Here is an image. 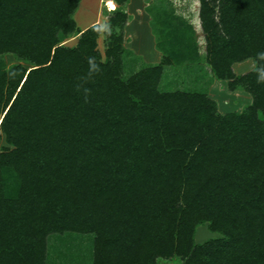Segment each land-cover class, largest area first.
<instances>
[{"label":"trees","instance_id":"obj_1","mask_svg":"<svg viewBox=\"0 0 264 264\" xmlns=\"http://www.w3.org/2000/svg\"><path fill=\"white\" fill-rule=\"evenodd\" d=\"M79 2L0 0V55L30 64L0 68V264H54L65 237L91 264H264V0H197L207 65L251 97L227 114L160 91L162 65L124 79L121 35L103 59ZM203 223L218 236L195 244Z\"/></svg>","mask_w":264,"mask_h":264},{"label":"rangeland","instance_id":"obj_2","mask_svg":"<svg viewBox=\"0 0 264 264\" xmlns=\"http://www.w3.org/2000/svg\"><path fill=\"white\" fill-rule=\"evenodd\" d=\"M197 5V0H126L122 4L115 0H80L72 18L77 30L83 31L93 25L100 28L96 43L103 59L108 43L106 35L109 32L121 35L125 50L122 54L124 79L145 67L162 65L160 91L203 93L215 103L218 113H240L251 103V97L241 86L230 88L226 80L218 79L211 72L206 63L205 38L197 22ZM117 10L125 13L127 20L120 29L113 31L107 27L108 18ZM78 38L73 33L66 36L62 44L74 46ZM18 64L30 67L13 54L0 55V68L9 69ZM255 66L256 62L250 58L232 64L231 70L235 76H240ZM6 146L0 134V151ZM217 236L204 223L194 230L195 244ZM66 238L60 248L68 252V256L60 258L58 252H53L50 257L54 264H68V260L69 264H91L90 247L77 241L68 249ZM80 252L88 257H82ZM157 264H183V261L174 257L159 260Z\"/></svg>","mask_w":264,"mask_h":264},{"label":"clouds","instance_id":"obj_3","mask_svg":"<svg viewBox=\"0 0 264 264\" xmlns=\"http://www.w3.org/2000/svg\"><path fill=\"white\" fill-rule=\"evenodd\" d=\"M92 67H93V68H95V67H96V65L93 63V64H92Z\"/></svg>","mask_w":264,"mask_h":264}]
</instances>
